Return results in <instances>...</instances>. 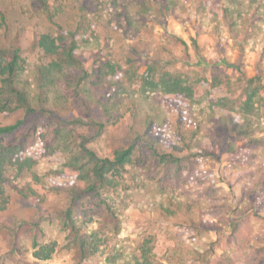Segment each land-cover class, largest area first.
<instances>
[{
  "label": "rangeland",
  "instance_id": "rangeland-1",
  "mask_svg": "<svg viewBox=\"0 0 264 264\" xmlns=\"http://www.w3.org/2000/svg\"><path fill=\"white\" fill-rule=\"evenodd\" d=\"M114 1L0 0V12L5 15L0 47L20 49L25 66L22 79L32 84L34 94L35 68L41 55L34 42L42 34L63 36L64 44L76 40L87 72L106 62L122 66L124 83L116 96L120 105L116 123L87 144L99 155L112 157L131 143L130 132L135 127L140 130L149 117L160 121L177 110L160 92L142 88L140 77L151 65L157 74L178 75L185 84L207 77L211 85L213 76L218 75L225 83L220 90L227 92L222 94L232 99L251 78L256 84L259 80L264 84V0H210L207 9H202L201 3L207 4L206 0H155L154 5L150 0H118L117 8L112 6ZM143 4L150 10L141 16L136 11ZM129 11L134 16L132 23L125 16ZM57 26L68 35L59 33ZM76 70L66 73L61 88L53 90L52 101L69 97L62 108L64 115L89 122L87 111L71 98L68 80L75 78ZM209 85L208 94L191 107L185 135L190 137L193 129L199 135L192 140L193 147L178 153L179 163L162 164L140 147L119 177L118 192L105 198L119 220V233L102 225L103 213L93 216L95 203L81 211L87 214L78 213L79 225L85 228L86 223L88 232L98 231L103 240L97 255L81 264H217L225 254L235 257L239 264H264V118L250 133L260 140L237 144L250 148L251 157L231 152L224 139L214 150L200 155L196 146L201 140L209 146L204 137L211 130L217 132L211 120L220 113L212 102L221 93L215 94ZM22 116L20 110L8 117L0 114V124L13 123ZM44 123V117L28 118L22 128L6 138V144L25 136L33 140L38 135L36 128L40 130ZM89 132L85 126L76 134ZM75 140L70 148L79 144ZM31 152L38 164L30 172L10 168L5 175L9 203L0 209V264H78L65 247L66 236L54 213L65 206L66 192L47 177L61 167L62 156L48 157L38 144ZM35 174L44 176L45 181L36 183ZM255 186L261 190L252 199L249 192ZM28 187L39 197H22L20 192ZM102 205L99 210L104 212ZM179 208L178 216L184 217L185 212L202 214L213 219L209 224L214 226L208 230L180 227L175 223L177 215H166V211L177 212ZM12 216L40 222L45 234L40 243L57 242L59 246L51 259H36L30 238L23 237L19 249L14 246L8 227Z\"/></svg>",
  "mask_w": 264,
  "mask_h": 264
},
{
  "label": "trees",
  "instance_id": "trees-1",
  "mask_svg": "<svg viewBox=\"0 0 264 264\" xmlns=\"http://www.w3.org/2000/svg\"><path fill=\"white\" fill-rule=\"evenodd\" d=\"M206 1L207 4L201 2L202 9H207L210 0ZM149 2L153 3L155 0ZM118 5V0L112 3L114 8ZM162 7L163 5H160V8ZM149 10L150 8L143 4L136 13L144 16ZM131 14L132 11L125 14L130 23L131 17H134L130 16ZM4 23L5 15L0 12V26ZM57 27L59 33L68 35L62 26ZM63 39V36L42 34L34 42V47L41 54L35 68L36 94L31 88L32 84L22 79L25 66L20 49L0 47V114L8 117L19 110L23 111V116L15 122L0 124V209L4 210L9 203L4 186L6 173L10 168L19 172H30L38 164V159L31 152L35 145L38 144L43 154L48 157L60 154L63 159L61 167L49 173L47 177L62 185L66 192L65 206L57 208L54 213L61 231L66 236L65 247L73 253L78 264H81L97 255L103 240L98 231L89 233L86 223L85 228L79 225L78 213L89 204L95 203L91 209L93 216L103 213L100 221L102 225L105 228L111 227L112 233H119V220L105 198L118 192L121 185L119 177L126 166L132 163L140 147L150 151L153 157L165 165L178 164L180 161L178 153L184 148L193 147V139L197 138L199 131L191 130L190 137L186 138L190 111L194 103L208 94L209 79L203 77L196 84H185L180 76L169 72L159 75L154 65L149 66L140 77L142 88L146 87L150 92L163 94L166 102L177 108L175 116L162 118L160 121L149 117L142 127L140 126V130H136L135 127L133 132H130L131 143L127 147L116 150L112 157H105L87 147V144L99 137L109 125L116 123L115 113L120 109L116 96L119 94V85L124 83L122 66L106 62L87 72L84 60L79 56L76 40L71 39L68 44H64ZM195 49L198 52L196 43ZM74 69L79 73L75 78L68 80L72 91L71 98L87 111L90 116L89 122L74 115H64L62 108L69 97L62 96L52 101L53 90L61 88L67 72ZM69 75L74 76L75 73ZM257 83L255 78L247 80L236 98L232 99L230 95L222 94L227 92L220 90L225 84L220 76H213V82L209 86L214 87L215 94L221 93L220 97H215L212 102L213 109L217 108L220 112L214 114L211 120L217 132L211 130L204 137L209 141V146L204 144L203 140L199 142V146L194 145L200 155L204 153L205 156V153L214 150L221 139H224L231 152H238V156H252L250 148L239 147L237 144L245 140L250 144L260 140L250 136L255 123L264 118V84L260 80ZM33 116L44 117L45 120L40 130L36 128L35 133L38 132V135L34 136L33 140L25 136L15 143L6 144V138L14 135L25 125L26 120ZM134 122H137L136 118ZM85 126H88L90 132L77 135V129ZM75 139L79 144L70 148L69 144L72 140L76 141ZM34 179L38 184L45 181L44 176L37 174L34 175ZM260 190L261 186H255L249 192L250 198L258 195ZM20 194L28 199L39 197L36 190L31 187L24 189ZM101 205L105 206L104 212L99 210ZM257 209L258 207L254 206V210ZM180 211V208L177 212L166 211L168 217L177 215L178 221L175 223L180 227L208 230L214 226L209 224L213 223V219L205 218L206 216L202 214L190 215L185 212L182 213L184 217H180L181 215L178 216ZM8 227L13 244L18 249L21 247L23 237L32 240L34 257L38 260H49L58 250L57 242L40 243L45 237L40 222H29L21 217L12 216L11 225ZM217 264H239V261L225 254Z\"/></svg>",
  "mask_w": 264,
  "mask_h": 264
}]
</instances>
